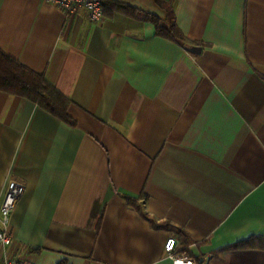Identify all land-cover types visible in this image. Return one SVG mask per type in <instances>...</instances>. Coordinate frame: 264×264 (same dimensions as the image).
I'll use <instances>...</instances> for the list:
<instances>
[{
  "label": "crops",
  "instance_id": "crops-1",
  "mask_svg": "<svg viewBox=\"0 0 264 264\" xmlns=\"http://www.w3.org/2000/svg\"><path fill=\"white\" fill-rule=\"evenodd\" d=\"M164 1L90 24L0 0V51L76 123L0 91V202L22 189L0 264H187L179 233L199 264H264V0Z\"/></svg>",
  "mask_w": 264,
  "mask_h": 264
},
{
  "label": "trees",
  "instance_id": "trees-1",
  "mask_svg": "<svg viewBox=\"0 0 264 264\" xmlns=\"http://www.w3.org/2000/svg\"><path fill=\"white\" fill-rule=\"evenodd\" d=\"M155 2L160 7H163L165 3L164 0H155ZM114 7L118 12L130 17H135L137 14L135 10L130 9L127 6L115 4ZM172 38H177L182 44L193 45L182 38L177 32L172 34ZM0 91L25 99L65 124L71 127L76 126V123L68 114L70 107L69 100L49 84L43 76L30 71L1 51ZM127 201L132 206H136L132 200L127 199ZM179 235L181 236V239L178 241L176 253H185L192 263L199 264V260L193 257L188 251L191 242L185 237V235L181 233H179Z\"/></svg>",
  "mask_w": 264,
  "mask_h": 264
},
{
  "label": "built area",
  "instance_id": "built-area-1",
  "mask_svg": "<svg viewBox=\"0 0 264 264\" xmlns=\"http://www.w3.org/2000/svg\"><path fill=\"white\" fill-rule=\"evenodd\" d=\"M47 4L61 10L66 16L84 12L90 24L100 23L103 20V6L106 0H44ZM21 186L15 182H8L2 201L0 202V248H6L11 244L8 234V223L11 212L21 194ZM178 240L170 237L164 244L166 256L176 262L191 263L185 253H176ZM4 264H12L5 261Z\"/></svg>",
  "mask_w": 264,
  "mask_h": 264
},
{
  "label": "water",
  "instance_id": "water-1",
  "mask_svg": "<svg viewBox=\"0 0 264 264\" xmlns=\"http://www.w3.org/2000/svg\"><path fill=\"white\" fill-rule=\"evenodd\" d=\"M191 50H192V52H200V48H198V47H192L191 48Z\"/></svg>",
  "mask_w": 264,
  "mask_h": 264
}]
</instances>
